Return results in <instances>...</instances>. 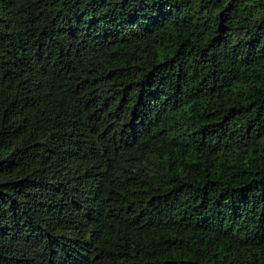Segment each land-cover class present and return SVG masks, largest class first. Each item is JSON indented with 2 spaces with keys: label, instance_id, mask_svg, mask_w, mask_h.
<instances>
[{
  "label": "trees",
  "instance_id": "obj_1",
  "mask_svg": "<svg viewBox=\"0 0 264 264\" xmlns=\"http://www.w3.org/2000/svg\"><path fill=\"white\" fill-rule=\"evenodd\" d=\"M0 264H264V0H0Z\"/></svg>",
  "mask_w": 264,
  "mask_h": 264
}]
</instances>
